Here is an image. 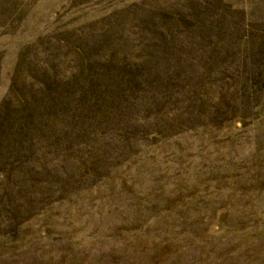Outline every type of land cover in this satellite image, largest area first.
<instances>
[{"label":"rangeland","instance_id":"rangeland-1","mask_svg":"<svg viewBox=\"0 0 264 264\" xmlns=\"http://www.w3.org/2000/svg\"><path fill=\"white\" fill-rule=\"evenodd\" d=\"M0 264H264V0H0Z\"/></svg>","mask_w":264,"mask_h":264}]
</instances>
